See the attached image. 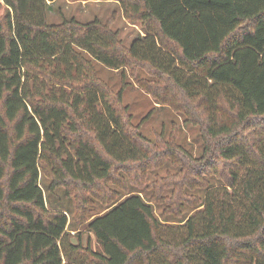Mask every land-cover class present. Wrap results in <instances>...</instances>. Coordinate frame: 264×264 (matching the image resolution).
I'll list each match as a JSON object with an SVG mask.
<instances>
[{"label": "trees", "instance_id": "obj_1", "mask_svg": "<svg viewBox=\"0 0 264 264\" xmlns=\"http://www.w3.org/2000/svg\"><path fill=\"white\" fill-rule=\"evenodd\" d=\"M116 1L130 46L114 17L0 0V264H264V0ZM127 70L200 128L199 157L133 122Z\"/></svg>", "mask_w": 264, "mask_h": 264}, {"label": "rangeland", "instance_id": "obj_2", "mask_svg": "<svg viewBox=\"0 0 264 264\" xmlns=\"http://www.w3.org/2000/svg\"><path fill=\"white\" fill-rule=\"evenodd\" d=\"M49 4L50 24L60 23L63 18L69 19L71 17H75L82 22H89L96 18L106 22L114 17L113 21H111L112 27L114 30H119L120 37L126 46H130L133 39L142 30L140 23H132L124 17L121 6L116 0H49ZM94 64L103 79L107 80L115 89L121 87L122 76L120 71H113L97 62H94ZM128 72L127 70L128 77L126 80L130 84L124 91L123 103L129 107L133 122L141 124L142 131L151 140L157 139L159 135L170 139L175 133L178 143L188 149L195 157H199L203 150L200 128L186 121L185 114L179 112L168 103L155 99L150 93L144 91L136 80L129 76ZM140 76H145V73L141 71ZM166 169H160L158 173L165 175ZM168 169L173 170L172 167ZM153 174L152 172L151 176ZM43 180L46 191L48 180ZM212 181L214 184L218 183L216 179H212ZM47 202L49 207L61 206L65 208L70 212L69 217H73L76 205L72 199L64 196L63 189H58L54 194H47ZM154 205L157 215L164 218L161 214L163 208L157 204ZM94 208L97 212L104 209L97 201H95ZM78 231L83 238L84 245L89 241L94 249H101L94 235L84 226L72 230L71 235L75 242L77 241Z\"/></svg>", "mask_w": 264, "mask_h": 264}, {"label": "crops", "instance_id": "obj_3", "mask_svg": "<svg viewBox=\"0 0 264 264\" xmlns=\"http://www.w3.org/2000/svg\"><path fill=\"white\" fill-rule=\"evenodd\" d=\"M142 28V27H141ZM145 33H144V31H143V29L141 30V33H139L138 35H144Z\"/></svg>", "mask_w": 264, "mask_h": 264}]
</instances>
